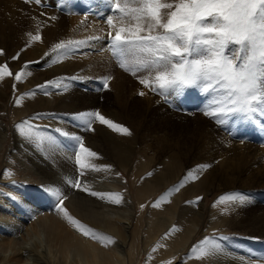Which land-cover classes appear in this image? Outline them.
<instances>
[{
  "label": "bare ground",
  "instance_id": "bare-ground-1",
  "mask_svg": "<svg viewBox=\"0 0 264 264\" xmlns=\"http://www.w3.org/2000/svg\"><path fill=\"white\" fill-rule=\"evenodd\" d=\"M20 1L11 5V0H0V50H3L4 53L0 55V66L7 64L8 60L6 61V58L13 60L14 55L17 56L16 54L20 51H23L19 59L21 62L24 60L32 62L33 58V61L37 62L40 54L41 56L45 54L44 49H46L47 40L32 41L30 43L29 34L33 35L40 28L33 26L32 23L33 27L27 38L25 36L24 39L21 38L19 32L21 24H17L19 20L25 21L28 18L31 22L47 27V24L39 19V16L37 17V12H50H44L45 9H39L33 2ZM89 1L95 5H102L106 0ZM30 15H34V19ZM104 15L106 17L108 14ZM59 19L68 21L73 30L83 29L85 32L80 29L83 33L81 34L87 38V41L91 36L102 37L100 40L88 41L87 43L90 44L88 50L90 52L91 48L93 49L91 55L96 63H101V60L106 58L107 55L105 56L103 52H100L107 44L108 26L106 22L101 23L92 16L74 15L73 18L68 19L57 17L54 21L55 24L51 25L53 27L59 26ZM81 21H84V23H81ZM90 58L92 57L89 53V55L81 56V61L84 63ZM7 65L14 75L18 72L17 70L13 71L9 64ZM33 65H38V63L33 62ZM19 68H22L20 70L25 72L24 67L19 66ZM74 74L71 73L70 75ZM95 78H97L95 81L98 82L102 79L101 76ZM26 80L29 81L27 77ZM128 83L111 81L108 92H106L108 95L112 93L115 97L114 101L119 107L123 105L121 111L112 105H107L104 108L101 104L102 98L97 96H91L93 99L90 97V103L87 96L81 95L76 106L82 112L99 110L106 118L125 125L131 131L132 135L126 136L122 140L123 136L121 138L118 136V138L109 135L103 129L108 128L107 126L98 122L95 123V130L98 134H101L98 136H103V140H106L108 144L113 142L116 147L112 151L115 159L114 165L111 164L110 160L102 157L101 159H95L93 162L102 169L105 166H110L114 170L129 171V169H132L134 159L139 156L140 162L137 173L145 176L136 179V190L140 196L137 202L132 197L134 188L129 192L131 198L123 196V203L117 206L111 204L101 205L96 201L99 200L98 198L91 197L86 192L72 188L69 185L65 187L71 197L68 204H66L69 213L83 224L113 237L116 243L110 247H104L100 243L84 237L67 223L62 214L57 213L55 209L56 200H53L49 195H45L43 191L39 190L40 188L22 187L23 185L15 186L9 180L10 177H4L0 173V264H135L137 262V259H134V256L137 255L135 249L139 247L142 249L143 246L146 250L150 249L156 237H159V235H156L151 240H148L146 236L143 237L140 231L144 230V224L156 226L157 233L168 231L174 226L180 228L178 233L170 236V239L174 241L173 251L171 252L173 259L170 260L172 264H184L183 261H178V258L191 246L192 243L190 242L195 241L200 236L201 232L213 233L218 230L227 232L228 230L224 227L235 232V234H244L243 240H238L242 238L238 236L235 241H244L242 246L246 251L242 253L234 248V241L229 238L226 242H222L226 250L225 253L211 258L213 264H240V258L247 256L250 252H253L258 258L264 256V242L260 244L258 240H264V210L257 209L256 214L255 210L250 214H245L239 210L240 207H235L231 209V213L223 215L212 212L208 214L206 208V197L210 193L218 191L232 192L238 187L248 188L247 191L259 192L254 189L255 179L264 182V168L256 170L253 166L258 162L264 163V144L254 146L249 143L233 141L226 131H222L225 126L217 125L212 119L205 117L203 114L200 116L195 114L178 116L166 112L159 100L151 96V91L143 86H135L133 82ZM14 84L16 85V81L12 77H5L4 80L0 81V112L9 107L11 96L15 95L17 97L33 92V87H30L32 84H27L26 87L18 86L15 90L13 89ZM140 88L144 89L142 91L145 92V95L140 97L141 100L134 99L135 101H132L133 97L141 92ZM195 91L194 89L188 90L186 96L190 95V97L198 100ZM124 94H127L125 96H127L128 101L122 96ZM41 97H38L37 94L31 97L25 96L23 105L15 106L14 109L19 115H28L31 118L38 113L46 114L45 110H51L49 103L57 99H53L52 96H50L52 99ZM203 99L202 104L197 103V110L195 111L199 112L200 109L198 108L204 105L205 97ZM180 102L182 104V101ZM136 104L139 106H136ZM174 117L177 118L178 122L174 123V120H172ZM42 120L45 122L46 127L42 126ZM35 121H37L42 132L53 136L48 130V126L52 121L50 116ZM1 126L0 153L3 151L9 136L6 128ZM93 134L95 133L93 132ZM100 140L94 135L90 137L89 143H91L94 151L95 144H98ZM21 145L25 146V144ZM56 147L60 148L57 141ZM16 151L18 150L16 149ZM31 151L33 152V150ZM61 153L62 157L68 158L67 154L71 156L68 148L63 146L61 147ZM12 154L14 157V153ZM19 160L21 161V159ZM52 160L56 161L54 158ZM204 165L208 167L198 174V178L185 182V186L179 192L173 193L169 202L163 203L160 208L152 207L153 203L185 181L189 172ZM60 170L65 174V177L75 178L78 176L75 162H67L64 167L61 166ZM49 173L51 172L49 171ZM115 173L104 170L99 172L86 171V175L80 177V179L94 191L117 192L120 190L124 192L125 183L122 182L121 178L115 176ZM149 173H152V175L149 176ZM164 188H166V193L162 196L157 195L158 191ZM199 194L203 195V200H199L198 203H188L196 202L197 200L193 198ZM135 204L140 205V207L144 205L138 217ZM208 225L212 226L208 227ZM162 259L151 258L147 264H162Z\"/></svg>",
  "mask_w": 264,
  "mask_h": 264
},
{
  "label": "snow or ice",
  "instance_id": "snow-or-ice-1",
  "mask_svg": "<svg viewBox=\"0 0 264 264\" xmlns=\"http://www.w3.org/2000/svg\"><path fill=\"white\" fill-rule=\"evenodd\" d=\"M25 2L39 4L41 0ZM106 3L111 13L105 17L108 26L106 50L120 69L136 77L144 88L161 96L165 102L170 97L184 96L190 89L197 90L205 97L200 111L219 126H226L231 122L232 125L241 127L253 125L264 131V0H106ZM50 19L54 20L56 17ZM29 35L30 43L41 40L39 32ZM100 39L102 37L91 36L88 41ZM88 41L67 40L55 44L51 50L55 54L52 63L70 58L73 48L84 46ZM3 54V50H0V55ZM18 58L19 54L13 57L14 60ZM26 75H31V72L21 70L15 73L14 79L22 82ZM12 76L13 72L7 64L0 66V81ZM65 79L77 81L83 78H58L38 85L37 88L45 95H49V86L66 91L68 84L64 82ZM111 80L110 75L103 77L100 80L101 90H108ZM15 88L14 84L13 89ZM35 94L33 91L21 95L15 100L16 106L22 104L25 96ZM138 94L144 96L145 92ZM48 115L50 114L38 113L15 126L19 136L41 152L54 150L56 139L42 132L40 126L32 121L47 118ZM72 118L85 131H94L93 125L98 122L123 136L132 135L127 127L106 118L99 110L80 112ZM55 132L75 141L72 155L78 176L65 177V183L108 204L121 205L122 193L94 191L80 179L86 175V171H111L110 166L102 169L95 164L93 161L99 158L98 154L85 147L80 136L60 128H56ZM207 167L204 165L189 172L185 181L153 203L152 207L160 208L163 203L169 202L173 193L179 192L185 182L197 179L198 174ZM5 175L11 177L12 173L6 172ZM148 175L151 176L152 173ZM42 191L55 198L57 213L62 214L67 223L81 235L104 247L116 243L113 237L74 218L64 207L67 196L59 187L42 186ZM200 199L198 197L196 202L188 203H198ZM247 201L248 197L244 194L230 193L221 196L217 203L245 206ZM143 208L144 205H141V209ZM178 230L174 226L165 234L164 239ZM228 239L227 236L215 234L205 237L192 247L184 264L193 258L200 260L223 255L226 250L222 242ZM157 247L152 251L156 252ZM240 264H264V256L258 258L250 252L240 258Z\"/></svg>",
  "mask_w": 264,
  "mask_h": 264
},
{
  "label": "rangeland",
  "instance_id": "rangeland-1",
  "mask_svg": "<svg viewBox=\"0 0 264 264\" xmlns=\"http://www.w3.org/2000/svg\"><path fill=\"white\" fill-rule=\"evenodd\" d=\"M18 1H20V0H11V5L18 2ZM41 1H43V0H41ZM42 10H44V9H42ZM45 11H48L50 13L37 12V17L39 16V19L44 21V23L47 24V27H44V25H40V24H37L35 22H31V20H29L28 18L25 21L19 20V23L17 25L21 24L19 32L21 34L20 35L21 38L23 37L24 39H25V36L27 38V36H28L29 32L31 31L33 26H37L38 28H40V30L38 29L33 35H35V34H37V32H39L40 36L43 37V38L41 37V40L42 41L47 40V46H46V49H44V50H45V54L48 53V56H45V54H43V56H41V54H40V56L38 57V59H39L38 65H33V62H35V61H33L34 58H33L32 62L26 61V60H24L22 62H21V60L19 61L20 56L23 54V51H20L17 53V54H19V58L17 60H14L12 58L14 60L13 61V60L6 58V61L8 60L7 64H9L11 69L13 68L12 69L13 71L17 70L19 72V71H21L20 69H22V68L18 69V67L19 66L24 67L27 64V67L26 68L24 67L25 72L26 71L28 72V70H29V72H31V75H26V77L29 81L26 80V77H25V80L22 81L25 84L20 82L23 84V85L22 84L20 85V83L18 82V84H17V81H16V88L18 86L19 87L20 86L26 87L25 85L32 84V86H30V87H33V91H35V93L38 95V97L42 96L41 98L45 97L46 99L47 98L49 99V97L52 96L53 99H57L56 100L57 102L52 101L51 103H49L51 110H45V112H46V114H50L48 116H50L51 120H52L48 126V130L53 134L54 138L59 143L60 148L55 147L54 150L47 151L48 153L47 152H41V151H38L34 145L26 142L25 140H23L19 136V134L16 131L15 126L24 120H30L31 117H29L28 115L26 116V115H19L18 114V112L14 108H16L15 107L16 106L15 100L20 96H17V97L15 95L11 96V98L9 100L10 101L9 107L5 111L0 112V125H2L1 127L6 128V130L8 131V135H9L8 139L5 142L4 149L0 153V173L5 177L6 172H11L12 176L9 178V180L15 186L23 185L22 187H24V186L28 187L29 186V187H32L35 189L40 188L39 189L40 191H42L43 185L44 186L59 187L65 196L68 195L67 199L64 201V207H67L68 205H66V204H68V201L71 197L69 196V194L67 192L68 190H66V188H65L67 185L65 183V174L62 173V171L60 169H61V166L64 167V165L67 162H73V163L75 162L74 156L72 155V153H73L72 151L74 150V147H75V141H72L67 137L59 136L55 132V129L60 128L64 131H67V132L73 134V135L80 136L84 141L85 147L91 149L92 151H94V150L91 147V143H89L90 137L94 135L95 137L101 139L98 144H95V152L98 154L99 159H101V157L107 158L108 160L111 161V164L114 165L115 159L113 158L112 151H114V148L116 147V145L113 142L108 144L106 142V140L105 141L103 140L104 139L103 136L102 137L98 136L101 134L97 133V130H95V125L93 127L94 131H85L84 127L82 125H80L78 121H76L72 118L75 114L82 112V111L77 109L76 104L78 103V100H80L81 95L87 96V99L89 100L90 103H91V98L94 96H97V97L102 98L101 104L104 106V108L107 107V105L108 106L112 105L115 108H117L119 111L122 110L123 105L119 107V105H117L115 103V101H114L115 97L112 95V93H110V95H108V93H106V92H108V90H101L102 85L100 82L95 81L97 79V78H95L96 76L97 77L101 76V78H103L105 76L110 75V76H112L111 81H114V82H119V83H123V82L128 83L129 82L130 84L133 82L135 86L139 85L140 87H142V85L138 82V79L136 77H133L132 75L125 73L122 69H120L119 66L116 64V62L111 57V54L105 53L106 46H104L102 48V50L100 51V52H103L105 54V56L107 55L105 59L101 60V63L94 62L93 56L91 55V52H93V49L91 48V51L89 52L88 49L90 47V44L86 43L84 46H81L79 48H73L69 59L66 58V59H63L59 63L53 64L52 59L55 58V54L52 53L51 50L56 43H59L60 41H67V40H84V41H87V38L82 35L83 34L82 31L85 32L83 29L80 28L82 31L80 29H78V31L71 29V26L69 25L68 21H63V20L59 19L60 20L59 26L53 27L51 25V24H55L54 21L56 19L53 20V19H50V17L57 16L59 18L61 17L63 19H65V18L68 19L71 17L73 18L74 16L68 17L65 15H59L54 10L53 11L52 10L51 11L44 10V12ZM51 12L54 15H52ZM30 17L34 19V15H30ZM23 23H25V24H23ZM35 24H37V25H35ZM44 28H46L47 30ZM85 28H87V27H85ZM23 32H25V34H23ZM55 41H56V43H54ZM88 52L90 53V57H92V58H90L87 62L85 61L84 63H82L81 56H86V54L89 55ZM50 53H51V55H50ZM71 57L72 58L74 57L75 60L72 59ZM25 62H27V63H25ZM29 63H31V64H29ZM16 65H17V67H16ZM101 66H102V68H101ZM103 67H105V68H103ZM51 69H52V71H51ZM54 69H55V71H54ZM70 71H71V73H75L74 74L75 76H78L80 74L79 77H81V78L84 77L83 79H85V78L86 79L85 80L81 79V80H77V81L65 79L64 82L68 84V89L66 91L63 90L62 88L58 90L54 87L49 86L47 89V92L49 93V95H45L43 91H41L40 89L37 88L38 85L45 84L46 82H49V81L57 80L58 78H69V77L74 76V75H70L71 74ZM96 71L98 74L96 73ZM45 75L47 78L45 77ZM138 75H143V74H138ZM89 76H90V78H89ZM12 78H14V74H13ZM111 81L109 82V86L111 84ZM140 90L142 91L144 89L140 88ZM105 93H106V95H105ZM186 94L182 97H179V98L171 97V98H169L168 102H165V100L161 96L154 94L153 92L151 93V96H153L154 98H157L159 100L160 104L166 109V112H169L173 115L184 116L187 114H190V115L195 114L197 116H200L202 114L200 110H199V112H197V111L196 112H194V111L190 112V110L184 109V104L182 105L180 101L182 98L183 99L185 98ZM53 95H55V96H53ZM125 95H127V94H124L122 96L125 97V99L128 101L127 96H125ZM195 96L198 98L204 97L197 90L195 91ZM52 97H50V99H52ZM140 97H141L140 95H135L133 97L132 101H135L134 99H140ZM73 98H74V100H72ZM119 101L121 103H123L121 100H119ZM176 102H177V105L175 106ZM69 104H71V105H69ZM22 105H23V101H22V104L20 106H22ZM55 105L57 107H54ZM61 105H63V106H61ZM72 105H74V106L72 107ZM136 106H139V105L136 104ZM202 107H203V105L198 109H201ZM53 116H55V118H52ZM56 120L60 121V122H57ZM172 120H174V123L178 122L177 118L175 119V117ZM41 122L43 124L42 126H45V122L43 120ZM32 123L37 124V121L33 120ZM123 126H125V125H123ZM102 128H103V126H102ZM103 129H105L104 132H107L109 135H112L115 137L119 136L120 138H121V136H123L119 133L113 132L111 129H108V128H103ZM93 132L95 134H93ZM125 137L126 136H123L121 139L124 140ZM16 138H18V139H16ZM21 144H25V146H23ZM29 146L30 147L32 146V147L30 148ZM62 146L65 148H68L69 153L71 152L70 153L71 156L69 154H67L68 158L65 156L62 157L63 156L61 153V147ZM16 149L18 151H16ZM31 150H33V152ZM70 150H72V151H70ZM12 153H14L15 158L12 156L13 155ZM39 153H40V158H39ZM49 153H51V154H49ZM44 156H46V158H44ZM51 157L54 158L56 161H53ZM19 159H21V161ZM57 161H59L60 163H58ZM39 162H40V164H39ZM47 162H49V163H47ZM139 162L140 161H139V156H138L134 159L133 164H132V169H129V171L128 170L124 171L121 169H119V170L115 169L114 170V168L111 169V171H110V172L118 173L119 175L117 176V174L115 173V176H117L118 178H121L122 182L125 183L124 192H121L120 190L117 192L122 193L123 196L130 199L131 196H130L129 192L131 191V189L134 188V191L132 192V197L136 202H137V199L140 197L139 192H137V190H136V183H137L136 179L137 178L141 179L143 176H145V175L141 176L137 173ZM6 165H7V167H6ZM47 165H49V166H47ZM253 168H255L256 170H260V169L264 168V163L258 162L253 166ZM45 169H46L47 173L45 172ZM49 171L51 173H49ZM52 172H53V174H52ZM57 173H59V174H57ZM39 174L40 175L42 174V175L40 176ZM255 180H256V183L254 185V187H255L254 189L259 191L257 193L254 190L247 191L248 188L238 187V189H236L235 191H232V192H230V191H228V192L227 191H218V192H215L216 194L210 193L209 196L207 195L208 197H206V208L208 209V211H207L208 214H209V212L221 213L223 215L229 214V213H231V209H233L235 207H237V208L240 207L241 209L239 208V210H241L245 214L246 213L250 214L254 210H255V214H256L257 209L258 210H264V194H263L264 193V182L262 183L259 179H255ZM44 181H45V183H44ZM64 184H65V186H64ZM165 193H166V188L161 189V191L159 190L157 195L162 196ZM230 193H241V194L246 195L248 197V201H247L246 205L245 206H239V205H234V204H218L217 203V201L219 200V198L221 196H224V195L230 194ZM45 195H49V194H45ZM49 197H51L53 200H55V198L52 197L51 195H49ZM198 197L201 198L200 200L204 199L202 194L196 195L193 199L197 200ZM96 201L98 203H100L101 205L108 204V203L103 202V201L101 202L100 200H96ZM135 205H136L135 208L137 209L136 215L138 217L143 209H141L140 205H138V204H135ZM214 205H215V207H214ZM209 226H212V225H208V227ZM143 227H144V230L140 231L143 237L146 236L148 240H151L156 235H159V237H156L154 244L152 247H150V249L146 250L144 248V246L142 247V249H141V247H139L138 249L137 248L135 249V254H137L134 256V259H137V262L135 264H147L150 256H151V258H156L157 260H161L163 258L162 264H167V262H169L171 259H173L171 252L173 251L174 241L172 239H170L171 238L170 236L167 239H164L165 234L168 233L170 230L164 231L161 233H157L158 230L156 229V226L144 224ZM224 228L227 229L228 231L224 232L223 230H218V231H215L213 233L212 232H201L200 236H198L195 241L192 240L190 242V243H192L191 246L183 253V255L180 256V258H178V261L180 260V261L184 262L185 258L189 256L190 251L194 245L198 244L205 237L213 236V234H215L216 236H227L230 239L232 238L231 240L234 241V243H233L234 248H237V250L242 252V253H243V251H246V249H244L242 246V243L244 241H242V242H236L235 241V238H237L238 236H240V238L242 237L241 239H238V240H243V238L245 237L244 234H242V233H240V234L236 233L235 234V232L229 231V229L227 227H224ZM179 230H180V228H179ZM179 230L177 232H175L172 236H174L176 233H178ZM258 240H259L260 244L264 242V240H261V241H260V239H258ZM223 242H226V241H223ZM158 245L160 247H157ZM154 247H157L156 252L152 251V249ZM153 253H159V254H153ZM187 263L188 264H213L211 258H203L200 260L193 258V259L188 260Z\"/></svg>",
  "mask_w": 264,
  "mask_h": 264
}]
</instances>
